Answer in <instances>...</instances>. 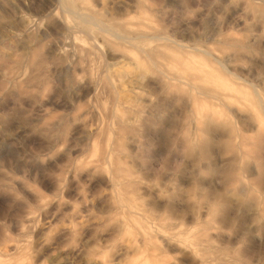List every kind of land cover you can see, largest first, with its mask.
Instances as JSON below:
<instances>
[{"label": "rangeland", "instance_id": "rangeland-1", "mask_svg": "<svg viewBox=\"0 0 264 264\" xmlns=\"http://www.w3.org/2000/svg\"><path fill=\"white\" fill-rule=\"evenodd\" d=\"M0 264H264V0H0Z\"/></svg>", "mask_w": 264, "mask_h": 264}, {"label": "bare ground", "instance_id": "bare-ground-1", "mask_svg": "<svg viewBox=\"0 0 264 264\" xmlns=\"http://www.w3.org/2000/svg\"><path fill=\"white\" fill-rule=\"evenodd\" d=\"M83 18L85 20V23H87V25L91 24L92 26L97 27L101 31H104V32H109V30H110V28H107L106 24L100 18H98L94 15L87 14V15H84ZM99 29H98V31H99ZM89 32H90V34H89L90 37H92L91 34H93L95 32V30H93V28L90 27ZM113 33H115V32H113ZM113 35L116 37V39L122 40L126 43L130 42V40L132 39L131 35H129L127 33L120 32V31L116 32ZM139 36L141 38H149V39H155L157 37L156 35H145V34H140ZM179 46L181 47L182 45L179 44ZM216 61H217V63H219V66L221 68H224V66L221 64V62H219L218 60H216ZM200 64H201L200 66L198 65V66L194 67V69L202 71V73L204 74V77L203 76L199 77V75L194 74V75H192L193 80H202L207 85L212 84L211 87L208 89V93L210 95L209 97H212L214 99L219 100L220 102H222V104L225 107L228 108L229 112L233 113L232 106L234 104L240 102L241 100H240L239 96L232 95V94H229L228 92H226V89H224V86L230 87L232 90L237 91L239 89V88L237 89V87H239V84H237V85L235 83L228 84L229 80H227V78L224 77L223 73L221 72V68L215 67L209 63L206 64V62H201ZM234 75L237 77V74H234ZM237 78H239V76ZM234 85H236V86H234ZM257 95L259 96L258 93H257ZM242 97H244V95ZM260 101H261V99H260ZM172 211H173V214L175 215L174 216L175 219H178L181 217L182 212L180 213V212L176 211L175 209ZM160 226L164 229H175L176 227H178V225H174L173 223H162V222L160 223ZM163 239L165 240L164 237H163Z\"/></svg>", "mask_w": 264, "mask_h": 264}]
</instances>
